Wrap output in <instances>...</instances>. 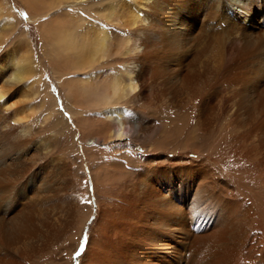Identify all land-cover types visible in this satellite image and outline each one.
Here are the masks:
<instances>
[{
  "label": "bare ground",
  "instance_id": "bare-ground-1",
  "mask_svg": "<svg viewBox=\"0 0 264 264\" xmlns=\"http://www.w3.org/2000/svg\"><path fill=\"white\" fill-rule=\"evenodd\" d=\"M256 3L260 20L254 24ZM106 5L98 16L109 31L93 22L81 32L56 23L45 35L52 46L47 64L56 79L63 68L88 74L86 80L61 83L79 138L100 139L87 138L83 124L89 120L75 117V100L99 106L109 136L151 139L137 107L158 90L176 108L195 113L197 126L219 123L216 137L231 135L239 149L227 167L234 186L210 168L223 155L206 154L201 164L179 170L195 179L192 187H182L181 197L169 179L172 167L147 161L130 171L111 158L108 165L131 182L116 210L100 202L105 157L93 163L86 154L91 148L83 149L91 190L85 189L84 222L96 207L91 229H97L89 231L77 264H264V1L107 0ZM118 27L124 29L120 37ZM14 54L0 60V264H44L48 224L62 216L61 187L74 182L68 162L48 151L44 130L25 125L30 93L20 84L30 73L25 63L30 55ZM13 91L17 98L10 102ZM55 116L45 130L68 129ZM243 180L253 190L242 188Z\"/></svg>",
  "mask_w": 264,
  "mask_h": 264
},
{
  "label": "rangeland",
  "instance_id": "rangeland-1",
  "mask_svg": "<svg viewBox=\"0 0 264 264\" xmlns=\"http://www.w3.org/2000/svg\"><path fill=\"white\" fill-rule=\"evenodd\" d=\"M106 4L107 0H0V60H4L8 56L11 57L14 53L18 57H21V54L30 55L29 60H25V63L30 67V73L20 84L21 87L24 86V90L30 93L24 106L26 109L23 107L27 112L25 125H28L29 128L44 130L41 135L50 141L48 151L51 156L68 162L71 167L70 177L74 182L73 187L66 184L61 187L58 209L60 210L59 215L62 214V216H59V222L57 220V222L50 221L48 224L46 250L43 257L44 264H77L82 245L90 235L89 231L94 234L96 232V226L93 227V230L91 229V222L97 214H95L96 207L92 208L91 215L84 222V215L89 211L87 202L84 201H86L85 189L90 190V178L88 179L89 174L86 173V167L83 166L85 162L82 150H86L87 147L91 148L89 152H86L87 160H95L96 162L100 156L106 159L101 167L105 171L99 172L101 177L99 180L100 202L105 209L118 208L121 194H128L131 186L129 184L131 183L130 178L125 173L108 165L111 158L112 161L114 159L120 161L123 168L130 171L132 169L137 171L139 166L147 161H151L153 164L157 163L156 165L161 167L163 164L168 165L170 169L172 167V175H169V179L173 183L176 194L181 197L179 192L183 190L182 187H192V181L194 182L195 179L192 172L189 174L184 172L181 175L179 170L201 164V161L203 162L202 155L209 154L211 157L223 155L222 160L209 167L214 169L216 175L226 179L234 186L233 177L230 175L231 173H228L231 171L227 167H231V158L237 153L239 146H235V141L231 135L222 138L216 137L219 123L216 127L197 126L194 121L195 113L176 108L173 98H170L167 93L157 92L158 90L143 102V106L137 107L138 112H141V119L145 121L144 126L151 129L149 131V134H153L151 139L130 141L124 136L122 139L109 136V131H111L109 129L111 128L107 119L100 114L99 106H95L91 102L88 103L90 100L81 102L75 100V104H71L75 108H73L76 113L75 117L89 120V123L83 124L87 138L99 137L100 139L91 143L92 141L83 142L79 138L77 125L74 123V116L69 111L67 95L61 83L68 80H86L88 74L83 70L76 72L71 68H63L60 80L56 79L54 73H51L52 68L47 64L51 56L50 49L52 46L51 43L45 41V35L51 30V27H55L56 23H59L62 28L81 32L85 27L89 28L93 22L99 24L100 28L108 30L111 28L109 23L98 16L99 13H102L103 6H107ZM256 12L253 18L254 24L260 20L257 3ZM116 23L118 26V22ZM115 29L113 28V30ZM122 29V27L116 29V32L119 33L116 35L117 37L124 35V29ZM107 68L104 67L103 69L106 70ZM90 70L86 69V71ZM17 93V91L11 93L10 102L17 98ZM149 100L150 102H148ZM57 113L62 117L68 129L61 131L45 130ZM147 121L151 122L147 124ZM67 131H70L73 137ZM154 131H156L155 134ZM171 134H173L172 137ZM177 134L180 137H175ZM189 137H192L193 140ZM71 143L73 148H70ZM156 147L157 151L160 150L161 152H149ZM172 149H175L174 153L169 152ZM192 151L196 154H193ZM127 159L134 161L131 166L128 165ZM95 162L93 161V163ZM242 183V188L244 186L252 189L250 182L243 180ZM166 191L163 188V192ZM82 225L83 229L78 235ZM58 230L60 233L57 232ZM76 240H79L77 244H75Z\"/></svg>",
  "mask_w": 264,
  "mask_h": 264
}]
</instances>
